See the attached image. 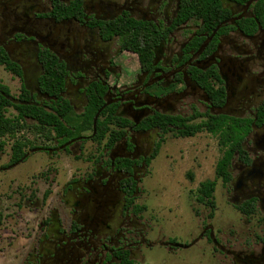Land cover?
I'll return each instance as SVG.
<instances>
[{
    "label": "flooded vegetation",
    "instance_id": "obj_1",
    "mask_svg": "<svg viewBox=\"0 0 264 264\" xmlns=\"http://www.w3.org/2000/svg\"><path fill=\"white\" fill-rule=\"evenodd\" d=\"M137 42L141 54L130 49ZM51 62L73 117L97 97L121 122L101 141L90 134L40 147L50 159L70 154L82 164L20 264H145V251L174 248L138 202L168 134L152 121L160 117L187 127L234 120L248 132L222 184L246 227H215V207L202 214L209 207L199 201L200 180L188 189L201 211L186 245L210 246L217 264H264V0H0V70L20 82L16 97L1 82L8 94H0L56 102L39 86Z\"/></svg>",
    "mask_w": 264,
    "mask_h": 264
},
{
    "label": "rangeland",
    "instance_id": "obj_2",
    "mask_svg": "<svg viewBox=\"0 0 264 264\" xmlns=\"http://www.w3.org/2000/svg\"><path fill=\"white\" fill-rule=\"evenodd\" d=\"M130 66L135 68L134 63ZM0 82L17 96L20 91L18 80L11 81L9 75L0 70ZM9 112L14 114L12 109ZM69 120L74 130L68 139L91 134L90 131L81 133L77 130L83 118L74 116ZM20 136L35 145L43 143L31 132L18 134L17 138ZM11 142L7 140L0 153V264L21 263L37 234L38 223L55 204L61 185L74 168L82 164V159H75L70 154L50 159L44 152L29 149L31 152L26 161L7 169ZM221 157L222 150L216 136L206 133L190 138H178L173 133L164 135L150 176L141 184L143 194L138 201L147 207L146 215L157 222L161 236H171L176 239V244L186 245L188 234L200 223V218H194V212L199 214L201 211L193 191L188 189L194 188L200 180L215 179L216 164ZM189 176L195 179L193 183ZM47 190L50 194L43 201ZM214 203V217L209 221L215 227L234 225L242 230L246 227L245 218L229 204L220 180L214 192ZM209 212L210 208L203 210L202 214ZM210 251V246L203 242L186 249L156 246L145 251V264H217L219 256L212 257Z\"/></svg>",
    "mask_w": 264,
    "mask_h": 264
},
{
    "label": "trees",
    "instance_id": "obj_3",
    "mask_svg": "<svg viewBox=\"0 0 264 264\" xmlns=\"http://www.w3.org/2000/svg\"><path fill=\"white\" fill-rule=\"evenodd\" d=\"M138 47L139 43L137 42L130 49L141 54ZM12 71L20 76L19 71L14 69ZM46 71V75L39 81V86L48 96L55 97L57 99L56 102L38 105L33 104L34 101L29 100L27 96H20L17 100L29 104L18 105L0 94V153L4 151L7 140L12 141L8 167L26 161L27 157L24 158V156L29 149L41 151L40 147L44 145V142H51L58 138L66 140L68 139V135L74 130L68 123L69 119L73 118L72 108L67 101L61 99L59 96L63 87L61 69L54 62H51ZM0 91L3 94H8V89L2 85H0ZM24 93L26 95V92ZM101 106L102 100L100 98L94 97L90 99L85 113L81 116L83 120L77 128L81 133L90 131L91 139L96 141H101L105 138L109 125L121 122L120 119L114 116L113 110H101L94 129L93 120ZM10 109L14 111V114H10ZM154 119L152 121L161 127L164 134L171 132L169 126L175 127L177 125L184 129L181 132H176V135L180 137H192L202 131H206L217 137L223 156L216 164L215 179L204 181L200 189V193L202 194L199 195V201H205L210 210L213 211L215 207L214 192L217 181L220 180L224 186L229 185L231 180L229 172L231 158L235 152L241 151V142L248 135V132L238 130L234 120L229 122L226 119H216L194 127H187L186 122H177L164 117ZM25 131L31 132L34 137H40L43 143L35 145L32 141L22 136L17 138L18 134ZM49 194L50 191L47 190L43 195V201L47 199ZM246 209L251 213L254 207L248 203Z\"/></svg>",
    "mask_w": 264,
    "mask_h": 264
},
{
    "label": "water",
    "instance_id": "obj_4",
    "mask_svg": "<svg viewBox=\"0 0 264 264\" xmlns=\"http://www.w3.org/2000/svg\"><path fill=\"white\" fill-rule=\"evenodd\" d=\"M12 103L14 104H18V105H23V104H29V103H25V102H22V101H18V100H15L13 98H10V97H7ZM101 110L98 111V113L95 115V118L93 120V128L95 129V126H96V122H97V119L99 117V114H100ZM31 151H35V150H31ZM31 151H28L24 158L28 157V155L30 154ZM174 248H182V249H186L188 246L187 245H182V244H174L173 245Z\"/></svg>",
    "mask_w": 264,
    "mask_h": 264
}]
</instances>
